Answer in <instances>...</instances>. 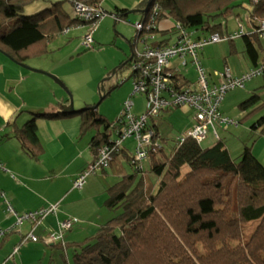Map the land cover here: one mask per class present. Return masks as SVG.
Returning <instances> with one entry per match:
<instances>
[{
  "label": "trees",
  "instance_id": "trees-1",
  "mask_svg": "<svg viewBox=\"0 0 264 264\" xmlns=\"http://www.w3.org/2000/svg\"><path fill=\"white\" fill-rule=\"evenodd\" d=\"M35 1L0 0V49L22 63L46 54L49 41L67 28L84 24L78 16L69 15L63 5L66 0H57L51 7L31 15L21 14ZM69 1L73 5L80 2L102 6L104 0ZM249 1L253 6L250 26L254 30L246 31L243 38L249 58L259 66L264 45L263 31L256 19L264 18V0ZM235 2L143 0L142 17L149 14L152 5L158 4L159 20L172 17L192 31L223 34L224 23L214 20L225 16ZM128 11L117 7L113 13L122 19ZM11 19L14 22L8 24ZM235 39H230L232 51ZM168 40H162V44ZM258 102L260 96L255 93L242 102L241 108L244 111ZM74 113L35 112L16 131L22 148L30 156L39 157L37 120ZM79 113L82 114L81 133L95 130L90 144L96 155L109 142L118 121L111 123L96 107H85ZM252 128L264 134V116ZM156 130L159 136L158 126ZM128 151L126 148L122 153L132 165ZM147 161L148 172L154 177L144 168L135 169L124 172L108 188L106 205L114 215L96 235L69 244L74 249L73 264H264V165L252 147L246 146L237 161L223 138L203 148L201 143L187 137L181 143L175 140L169 151L164 146L160 151H151ZM185 165L189 170L182 174ZM152 178L159 180L156 190ZM252 221L258 223L249 232L248 224Z\"/></svg>",
  "mask_w": 264,
  "mask_h": 264
},
{
  "label": "crops",
  "instance_id": "crops-1",
  "mask_svg": "<svg viewBox=\"0 0 264 264\" xmlns=\"http://www.w3.org/2000/svg\"><path fill=\"white\" fill-rule=\"evenodd\" d=\"M113 1L111 4L104 0L103 8H113V12L117 7L126 8L143 15V0ZM162 33L167 35L164 31ZM205 52L204 49L200 55L203 64ZM4 53L0 52V190L20 214L52 204H57L58 209L35 227L38 241H28L20 246L33 224L26 221L15 226L16 216L6 210L5 197L0 193V230H9L0 239V264H70L69 244L96 235L100 227L114 215L106 205L107 190L114 184L113 180L117 182L124 174L126 157L123 153L118 154L109 168L97 172V176L83 187H74V180L95 157L90 144L94 132H88L90 135L81 133L82 114L76 110L70 116L39 118V157L30 156L22 148L16 131L35 112L43 110L38 101L41 92L45 89L46 92H52L56 99L61 97L56 102L61 107H66L69 99L57 82L34 74L35 71L14 62ZM182 75L183 83L196 81L188 78L185 72ZM61 111L58 108L53 112ZM71 217L79 221L63 233V242H49V235L58 231L59 223ZM17 246L20 248L15 252ZM58 251L61 252L60 257Z\"/></svg>",
  "mask_w": 264,
  "mask_h": 264
},
{
  "label": "rangeland",
  "instance_id": "rangeland-1",
  "mask_svg": "<svg viewBox=\"0 0 264 264\" xmlns=\"http://www.w3.org/2000/svg\"><path fill=\"white\" fill-rule=\"evenodd\" d=\"M55 1L57 0H37L27 5L21 14L31 15L37 13L51 7ZM108 1L111 4L114 3L113 0ZM63 5L69 15L76 18L77 14L74 5L69 0H66ZM107 5L112 6L109 3ZM108 9H106L107 15L99 21L93 32L94 44L91 47L84 41L85 35L90 29L83 26H73L67 32L49 41L48 52L30 58L27 61V66L45 72L35 71L34 74L47 78L50 82H57L50 75L60 80L65 87L57 82L58 85L67 94L69 101L72 96L76 111H81L85 107H96L100 114L109 119L111 123H115L123 112L125 102L129 99L134 101V113L142 115L146 112L145 95L134 94L133 68L127 62L135 48L133 43H136L138 49H143L144 35L138 36L135 27V22L142 18L140 12H129L122 19L116 20L111 14L114 11L113 8ZM252 10L253 6L249 0H237L235 5L226 12L225 16H220L214 21L224 23L222 28L224 35L237 31L240 28V24L245 26L247 33H251L254 29L249 25L247 17L250 16V11ZM259 19H256L257 23ZM13 22L14 19H11L8 24ZM175 23L176 21L172 17H163L159 20V30L162 32L173 29ZM169 34L170 32L167 33V35ZM206 34L209 35L210 33L207 32ZM262 34L264 45V31ZM196 35L205 34L199 32ZM171 37L173 40L176 39L174 34ZM233 43L235 44L234 51L231 50L230 40L228 39L206 45L203 61L207 71L212 73V75L215 72L224 71L226 67H230L238 75L256 67L245 50L243 36L235 39ZM257 46L259 47V44ZM0 52L3 53L1 49ZM4 54L7 56L6 53ZM263 59L264 52L260 51V65ZM177 62L176 58L172 60V64ZM180 69L191 80H197V74L192 64L188 66L180 65ZM255 93L260 96V102L243 111L241 108L242 102ZM40 95L41 97L39 96L38 101L41 102L43 109L40 112H45L46 110L53 112L58 108L65 111L70 108V103H68V108L59 106L56 102L61 97L56 99L52 92H46L44 89ZM101 98H103L102 101H100ZM260 104H262V107H259ZM221 111L224 115L234 118L237 122V124L230 126L227 130H219L221 138L225 140L232 156L238 161L244 148L249 146L252 147L256 157L264 165V134L261 130L252 128V125L264 116V75L255 76L245 86L236 87L228 91L222 102ZM155 123L163 139L161 141L165 151H169L170 146L175 143L178 136L186 134L192 128L194 124L193 111L187 106L177 107L163 112ZM102 130H104L103 127ZM93 131L95 132V130ZM112 132L114 134V130ZM88 134L90 135L91 133ZM214 142L215 139L209 132L208 137L201 142V146L203 148L211 147ZM124 146H127L128 153L132 154L135 150L134 139L130 138L125 141ZM124 167L127 173L135 171V168L128 162L127 158L124 159ZM187 170H189V166L185 165L182 169V174ZM144 171L154 177L148 172V161L144 162ZM96 176L97 174L89 176L87 182H90ZM152 179L154 181V190H156L159 186V180ZM115 182L113 180V183ZM257 223L258 221L250 222L247 231L250 232ZM70 249L68 261L73 264L74 249ZM58 253L60 257L61 252L58 251ZM61 261L63 262L62 258Z\"/></svg>",
  "mask_w": 264,
  "mask_h": 264
},
{
  "label": "built area",
  "instance_id": "built-area-1",
  "mask_svg": "<svg viewBox=\"0 0 264 264\" xmlns=\"http://www.w3.org/2000/svg\"><path fill=\"white\" fill-rule=\"evenodd\" d=\"M74 7L77 16L84 20L83 25L76 26L90 29L84 41L91 47L94 44L93 32L99 21L107 15V11L101 4L90 5L77 2ZM159 11V5L154 4L146 17L135 22L138 36L144 35V47L140 50L136 43H133L135 48L129 60L133 68L134 94L145 95L146 112L142 115L136 114L133 112L134 101L129 99L125 102L117 125L112 129L114 134L111 132L109 142L99 148L93 161L74 180L76 188L83 187L89 176L109 168L116 156L127 148L124 142L130 138L135 141L131 163L135 169L143 170L144 162L148 160L150 152L160 151L163 148L155 121L165 111L184 106L193 111L192 128L186 134L178 136L177 142L181 143L190 137L201 143L208 137L209 132L215 140L221 139L220 129L227 130L230 126L237 124L234 118L224 115L221 111L226 93L236 87L245 86L249 80L264 73V64H261L241 75H235L229 67L211 75L201 61L200 55L209 43L230 40L246 34L243 24H240V28L231 34L213 32L209 35L197 36V31H192L176 21L173 31L169 35H164L159 30ZM112 15L116 20L121 19L114 13ZM247 19L250 22V18ZM258 24L259 29L264 31V18L259 19ZM69 29L67 28L65 32ZM173 34L176 36L175 40L171 37ZM167 38L169 40L162 44V40ZM175 58L178 62L172 64ZM189 64L194 66L197 80L183 83L180 79H184L180 65L188 66ZM0 167H2L1 163ZM0 193L5 197L1 190ZM5 202L6 210L16 216L15 226L26 221L33 224V228L24 235L20 246L28 241H38L39 238L34 232L35 227L49 214L56 213L58 209L57 204H52L46 208L20 214L6 197ZM78 221L76 217L61 221L58 231L49 235V242H63V233L72 229ZM8 232L9 230H0V239ZM20 246L15 248V252Z\"/></svg>",
  "mask_w": 264,
  "mask_h": 264
},
{
  "label": "water",
  "instance_id": "water-1",
  "mask_svg": "<svg viewBox=\"0 0 264 264\" xmlns=\"http://www.w3.org/2000/svg\"><path fill=\"white\" fill-rule=\"evenodd\" d=\"M134 10H129L128 11V13L130 12H133ZM7 54V56L8 57H10L11 58V60H13L14 62H16V63H18V64H20V65H22V66H24V67H26V68H29V69H31V70H33V71H36V72H41V73H45V72H43V71H40V70H37V69H33V68H31V67H28L25 63H22V62H19V61H17L16 59H14L11 55H9L8 53H6ZM130 60V59H129ZM128 60V61H129ZM127 61V62H128ZM47 74V73H46ZM48 75H50V74H48ZM51 77H53V78H55L56 79V81L60 84V85H62V86H64V84L60 81V80H58L56 77H54V76H52V75H50ZM65 87V86H64ZM102 99L103 98H101V100L100 101H102ZM69 103H70V108H68L69 106L67 105L66 106V108H68V109H66L65 111H68V112H71V111H75V108H74V101H73V98H72V96H71V98H70V101H69Z\"/></svg>",
  "mask_w": 264,
  "mask_h": 264
}]
</instances>
